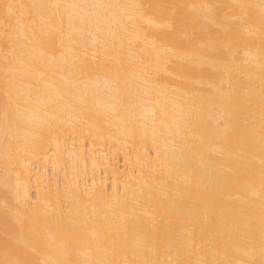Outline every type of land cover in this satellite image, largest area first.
Masks as SVG:
<instances>
[{"label":"bare ground","instance_id":"6f19581e","mask_svg":"<svg viewBox=\"0 0 264 264\" xmlns=\"http://www.w3.org/2000/svg\"><path fill=\"white\" fill-rule=\"evenodd\" d=\"M0 264H264V0H0Z\"/></svg>","mask_w":264,"mask_h":264},{"label":"rangeland","instance_id":"374dc122","mask_svg":"<svg viewBox=\"0 0 264 264\" xmlns=\"http://www.w3.org/2000/svg\"><path fill=\"white\" fill-rule=\"evenodd\" d=\"M0 172L2 173V171H0ZM1 173H0V174H1Z\"/></svg>","mask_w":264,"mask_h":264}]
</instances>
